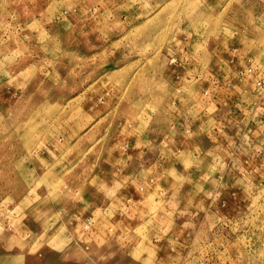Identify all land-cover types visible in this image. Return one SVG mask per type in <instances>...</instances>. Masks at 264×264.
Wrapping results in <instances>:
<instances>
[{"label": "rangeland", "instance_id": "1", "mask_svg": "<svg viewBox=\"0 0 264 264\" xmlns=\"http://www.w3.org/2000/svg\"><path fill=\"white\" fill-rule=\"evenodd\" d=\"M0 264H264V0H0Z\"/></svg>", "mask_w": 264, "mask_h": 264}, {"label": "built area", "instance_id": "2", "mask_svg": "<svg viewBox=\"0 0 264 264\" xmlns=\"http://www.w3.org/2000/svg\"><path fill=\"white\" fill-rule=\"evenodd\" d=\"M249 71H252V69H249ZM261 83V82H260Z\"/></svg>", "mask_w": 264, "mask_h": 264}]
</instances>
